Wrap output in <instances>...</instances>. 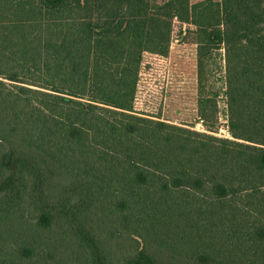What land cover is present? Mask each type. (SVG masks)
Listing matches in <instances>:
<instances>
[{"label":"trees","instance_id":"1","mask_svg":"<svg viewBox=\"0 0 264 264\" xmlns=\"http://www.w3.org/2000/svg\"><path fill=\"white\" fill-rule=\"evenodd\" d=\"M177 20L209 131L136 109ZM0 264H264V0H0Z\"/></svg>","mask_w":264,"mask_h":264},{"label":"rangeland","instance_id":"2","mask_svg":"<svg viewBox=\"0 0 264 264\" xmlns=\"http://www.w3.org/2000/svg\"><path fill=\"white\" fill-rule=\"evenodd\" d=\"M195 27L175 21L168 56H147L140 76L136 109L148 116L209 131L198 117V60ZM224 50L216 53L211 70L214 92L218 95L215 135L231 137L227 129L226 98L222 91ZM212 84V83H211Z\"/></svg>","mask_w":264,"mask_h":264}]
</instances>
